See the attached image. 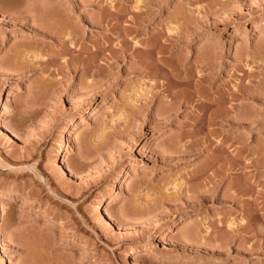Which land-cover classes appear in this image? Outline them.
Wrapping results in <instances>:
<instances>
[{
    "label": "rangeland",
    "instance_id": "obj_1",
    "mask_svg": "<svg viewBox=\"0 0 264 264\" xmlns=\"http://www.w3.org/2000/svg\"><path fill=\"white\" fill-rule=\"evenodd\" d=\"M0 200V264H264V0H0Z\"/></svg>",
    "mask_w": 264,
    "mask_h": 264
},
{
    "label": "bare ground",
    "instance_id": "obj_2",
    "mask_svg": "<svg viewBox=\"0 0 264 264\" xmlns=\"http://www.w3.org/2000/svg\"><path fill=\"white\" fill-rule=\"evenodd\" d=\"M50 9H49V7L48 6H43L42 8H41V12H42V14L46 17V18H48L49 19V21L51 20V21H53V22H51V23H53V24H55V26L56 25H58V26H60L61 25V20H60V22L58 21V19L55 17V15L53 14V13H51L50 11H49ZM59 18V17H58ZM58 21V22H57ZM55 22V23H54ZM59 23V24H58ZM53 27V26H52ZM61 27V26H60ZM59 27V28H60ZM57 28V27H56ZM61 29H63V28H61ZM56 30V29H55ZM63 32V31H62ZM60 33V32H59ZM64 33V32H63ZM69 33V32H68ZM68 36V35H67ZM53 37V36H52ZM68 38V37H67ZM70 40V39H69ZM83 52V51H82ZM25 53V52H24ZM23 54H19V52H16L13 56H10L9 57V61H8V66L7 67H9L10 68V70H11V73H16V72H20V74H21V70H20V65H21V63L22 62H24V61H29L30 62V57L29 56H26L27 54L25 53V56H22ZM20 56H22V57H20ZM84 59V58H83ZM82 59V60H83ZM81 60V61H82ZM32 61V60H31ZM83 62V61H82ZM81 62V64H83ZM7 64V63H6ZM24 64V63H23ZM22 66V65H21ZM83 68V67H82ZM83 70V69H82ZM83 73H85L84 72V70H83ZM18 74V73H17ZM23 74V73H22ZM19 75V74H18ZM23 76V75H22ZM6 101H8V100H6ZM7 107V106H6ZM4 110V109H3ZM8 110V109H7ZM8 113H9V111H8ZM1 118H4V117H1ZM79 133V131L76 133V134H78ZM75 134V135H76ZM67 153V152H66ZM65 158V157H64ZM65 160V159H64ZM67 160V159H66ZM64 165V164H63ZM70 172V171H69ZM210 180V179H209ZM128 183V182H127ZM126 184V183H125ZM126 186V185H125ZM3 198V197H2ZM1 201V200H0ZM114 201V200H113ZM112 203V202H111ZM1 204H2V202H1ZM4 205V204H3ZM1 206V205H0ZM6 211V210H5ZM1 218V217H0ZM1 239V238H0ZM1 241V240H0ZM2 245V244H1ZM4 245V244H3ZM6 246V245H5ZM1 247V246H0ZM3 247V246H2Z\"/></svg>",
    "mask_w": 264,
    "mask_h": 264
}]
</instances>
